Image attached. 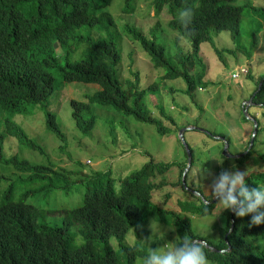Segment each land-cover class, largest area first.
Masks as SVG:
<instances>
[{
    "label": "trees",
    "instance_id": "trees-1",
    "mask_svg": "<svg viewBox=\"0 0 264 264\" xmlns=\"http://www.w3.org/2000/svg\"><path fill=\"white\" fill-rule=\"evenodd\" d=\"M114 1L0 0V164L19 173L17 179L16 175L0 176V264H135L146 255L148 246L140 241L127 245L124 240L131 231L141 233L149 220L173 227L178 239L208 243L205 252L209 264H264V223L249 226L252 214L237 217L223 210L201 188L193 190L201 193L203 201L195 204L181 200L180 212L154 202V191L164 187L161 184L176 185L164 181V177L178 165L179 184L190 191L183 184L188 164L185 146L186 158L180 163L151 160L121 174L114 164L96 170L78 161L77 167L67 168L18 155L6 156L4 144L12 137L45 153L44 147L15 120V116L33 114L35 109L42 111L46 129L66 141L59 97L68 83L99 86L87 91L84 98L69 100L75 125L84 134L102 122L97 109L130 117L160 133L172 131L146 104L158 86L141 88L138 71H132L129 77L123 75L122 36L142 46L153 66L163 72V79H182L186 84L183 92L194 100L196 90L209 85L201 44L215 43V36L223 31L230 32L239 43L243 20L264 17V5L234 4L237 0H152L156 15H166L169 28L179 35L176 52H170L156 35L158 27L151 29L153 36L137 24L126 22L119 27L108 10ZM136 1L118 3L129 15L136 12ZM185 7L192 8L194 14L190 23L182 25L178 12ZM85 26L98 27L102 35L92 36L91 28L81 31ZM260 32L256 29L251 44L242 48L249 58ZM182 39L191 42L190 51L180 44ZM251 98L264 106V76ZM159 109L165 114L163 105ZM111 130L116 133L117 128L112 126ZM191 152L193 166L192 148ZM255 153L253 147L237 161L240 165L251 160L264 163V153H258V159ZM157 178L163 181L158 183ZM245 179L249 188L264 185V171L253 172ZM219 207L221 225L214 227L219 236L198 233L193 218L213 217ZM113 238L118 240L116 246L111 245Z\"/></svg>",
    "mask_w": 264,
    "mask_h": 264
},
{
    "label": "rangeland",
    "instance_id": "rangeland-1",
    "mask_svg": "<svg viewBox=\"0 0 264 264\" xmlns=\"http://www.w3.org/2000/svg\"><path fill=\"white\" fill-rule=\"evenodd\" d=\"M151 3L152 0H137L136 12L128 15L124 12L122 4L115 0L108 10L114 15L119 27L126 25V22L132 25L137 24L147 33H151V29L158 27L155 30L158 38L166 42L170 52H176L174 45L179 35L169 28L166 15L160 17L156 15ZM234 4L264 5V1L261 3L260 0H237ZM89 28L91 27L85 26L81 31H87ZM258 28L261 32L258 33L256 47L253 48L249 58L242 48L251 44V35ZM242 30L239 43L232 39L230 32L223 31L215 36V43L201 44L200 54L207 65L205 79L209 81V85L204 89L198 88L194 100L183 92L186 84L182 79H163V72L153 66L142 46L122 36L123 75L129 77L132 71H138L141 88L158 86L155 94L147 97L146 104L172 131L160 133L154 127L139 124L130 117H123L107 109H97L96 113L102 122L100 121L89 134H84L75 125L69 100L72 97L84 98L87 91L97 90L99 86L68 83L69 85L62 90L59 97L60 116L66 141H60L46 129L42 111L35 109L33 114L15 116V120L25 128L31 138L44 147L45 153L21 145L16 137H12L4 144L6 156L18 155L32 162H53L67 168L77 167L78 161L96 170L106 169L114 164L118 174H121L139 169L151 160L178 161L179 163L184 161L186 152L179 135L181 130L186 129L184 138L191 146L195 157L193 168L188 171L186 188L190 191L183 190L179 184L181 177L179 165L164 177L166 178L164 181L173 182L176 185L164 183L161 184L164 187L154 191L155 203L160 207L179 212L181 200L199 204L203 199L194 195L196 190L193 189L201 188L205 196L212 195V182L224 170L248 172L246 177L253 172L264 171V163L259 165L255 160H251L245 165H240L237 161V158L247 154L253 147L256 151V159L260 157L258 153H264V106L255 104L250 99L258 87V80L264 76V17L257 19L246 17L242 22ZM90 32L94 37L102 35L98 27L91 28ZM154 34L155 32L152 36ZM180 44L187 51L192 49L191 42L187 39H182ZM160 105H163L165 114L161 113ZM246 105H249V115L255 117L261 124L260 130L257 131V140L255 136L258 123L247 117ZM166 116L169 118L167 119ZM111 125L117 128L116 133L111 130ZM190 127H195L197 130H194L195 128L189 130ZM213 132L226 135L224 137L229 143L228 156L222 152L226 146V143L220 139L222 135L213 136ZM221 152L224 157L221 156ZM15 173L16 171L8 165L0 164V176L16 175L15 179H17L19 173ZM161 181H163L162 178L156 179L158 183ZM167 195L169 196L166 198ZM187 212L191 214V211ZM221 213V207H219L214 211L213 217H194L195 230L203 236L218 237L219 232L214 227L221 225ZM152 221L145 223L141 233L131 231L124 242L132 245L140 241L142 245L158 247L157 250H163L164 245L170 247L177 237L176 230L155 221L154 227L160 231L162 239L148 244L147 241L153 234ZM117 243L116 238L111 240L112 246H116ZM142 260V258L137 259L135 264H142Z\"/></svg>",
    "mask_w": 264,
    "mask_h": 264
},
{
    "label": "clouds",
    "instance_id": "clouds-1",
    "mask_svg": "<svg viewBox=\"0 0 264 264\" xmlns=\"http://www.w3.org/2000/svg\"><path fill=\"white\" fill-rule=\"evenodd\" d=\"M193 14L192 8H182L178 12V20L182 25H187ZM247 175L248 172L239 170L222 171L212 182V198L217 200V204L221 205L223 210H230L237 217L252 214L249 226L259 225L264 223V210H262L264 209V185L249 188L245 182ZM194 195L201 196V193L198 191ZM207 202L209 201L206 200ZM151 227L153 234L147 241L149 245L154 240L162 239L160 231L154 227V221ZM157 248L150 246L146 249L142 264H209L205 252L206 242L202 240L176 237L170 247L164 245L163 250H157ZM221 251H227V249H221Z\"/></svg>",
    "mask_w": 264,
    "mask_h": 264
},
{
    "label": "water",
    "instance_id": "water-1",
    "mask_svg": "<svg viewBox=\"0 0 264 264\" xmlns=\"http://www.w3.org/2000/svg\"><path fill=\"white\" fill-rule=\"evenodd\" d=\"M251 101H252V98H251ZM248 110H249V105H247V106L245 107V111H246V115H247V117L250 118V119L256 120L255 118H253V117H251V116L249 115ZM256 121H257V120H256ZM257 123H258V121H257ZM194 128H195V127H190L189 130L194 129ZM185 131H186V129L181 130L179 136H180L181 141H182V143L184 144V146H185V148H186V150H187V154H188V164H187V167L185 168V171H184V174H183V184L187 187L186 176H187V173H188V171L190 170V168H191V166H192L193 156H192L191 148H190V146L186 143L185 138H184ZM257 131H258V125H256V133H257ZM256 133H255V134H256ZM220 139H222V140L226 143V146L224 147V151H223V152H224V154H225L226 156H228V155H229V151H228L229 143L226 141L227 139H226L224 136L220 137ZM252 145H253V142H252ZM196 192H198V191H196ZM199 193H200V192H199ZM204 200H205V199H204ZM214 200H216V199H214ZM205 201H206V200H205ZM232 229H233V226H232L231 230H232ZM206 245H208V243H206ZM213 250H217V249H216V248H213Z\"/></svg>",
    "mask_w": 264,
    "mask_h": 264
},
{
    "label": "built area",
    "instance_id": "built-area-1",
    "mask_svg": "<svg viewBox=\"0 0 264 264\" xmlns=\"http://www.w3.org/2000/svg\"><path fill=\"white\" fill-rule=\"evenodd\" d=\"M237 76V75H236ZM236 76H234V77H236Z\"/></svg>",
    "mask_w": 264,
    "mask_h": 264
}]
</instances>
